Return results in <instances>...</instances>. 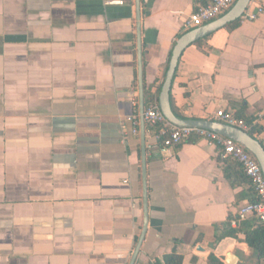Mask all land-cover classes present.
Wrapping results in <instances>:
<instances>
[{
	"label": "crops",
	"instance_id": "crops-1",
	"mask_svg": "<svg viewBox=\"0 0 264 264\" xmlns=\"http://www.w3.org/2000/svg\"><path fill=\"white\" fill-rule=\"evenodd\" d=\"M198 5L0 0V264H258L243 232L220 238L254 198L241 166L196 135L163 148L142 119ZM259 7L185 48L169 97L184 120L232 111L264 147Z\"/></svg>",
	"mask_w": 264,
	"mask_h": 264
},
{
	"label": "built area",
	"instance_id": "built-area-1",
	"mask_svg": "<svg viewBox=\"0 0 264 264\" xmlns=\"http://www.w3.org/2000/svg\"><path fill=\"white\" fill-rule=\"evenodd\" d=\"M237 0H211L206 5H198L183 23V32L201 27L227 13ZM262 13L259 7L255 13L244 12L240 19L253 21ZM143 122L148 130L153 132L154 138L163 148H170L187 141L190 136L196 135L207 141L210 145L221 147L222 157L237 162L255 193L256 202H247L237 212L236 224L247 217L254 218L258 224H264V177L255 158L242 146L234 141L221 137L212 132L196 128H178L169 123L162 115L158 104L153 102L143 111ZM135 117L127 118L132 121ZM214 120L242 131L249 130V124L236 117L232 111L218 110ZM135 124V123H134ZM136 134V130H133Z\"/></svg>",
	"mask_w": 264,
	"mask_h": 264
},
{
	"label": "water",
	"instance_id": "water-1",
	"mask_svg": "<svg viewBox=\"0 0 264 264\" xmlns=\"http://www.w3.org/2000/svg\"><path fill=\"white\" fill-rule=\"evenodd\" d=\"M250 1L251 0H237L234 6L221 17L201 27L189 30L176 40L174 46L172 47L163 82L160 87L158 107L165 119L175 127L206 130L239 144L255 158L264 177V147L260 144V142L250 136L246 131L227 126L220 122L180 119L173 113L169 97L176 66L184 49L189 45L207 37L218 29L225 27L227 24L238 20L246 11ZM141 104V114L143 115L144 107L143 103Z\"/></svg>",
	"mask_w": 264,
	"mask_h": 264
},
{
	"label": "trees",
	"instance_id": "trees-1",
	"mask_svg": "<svg viewBox=\"0 0 264 264\" xmlns=\"http://www.w3.org/2000/svg\"><path fill=\"white\" fill-rule=\"evenodd\" d=\"M201 2L202 5L208 4L211 0H195V3ZM238 25V20L234 21L227 25V28H234ZM150 95H147L146 105L150 102ZM251 135V130L248 131ZM243 177H245L243 175ZM246 178V177H245ZM247 179V178H246ZM248 181V180H247ZM254 198H252L249 202H256L255 193L253 192ZM237 220V218L235 219ZM252 222H254V218H250L248 220L240 221L235 228H229L228 225L224 226V230L221 233L220 238L231 237L234 238L237 236L239 232H243L245 235V242L247 246L255 253L258 264H262L264 261V224H259L258 226H252ZM209 262L213 264H220L213 257H209ZM154 264H160L159 262H155ZM163 264H182V257L177 255H169L164 257Z\"/></svg>",
	"mask_w": 264,
	"mask_h": 264
}]
</instances>
